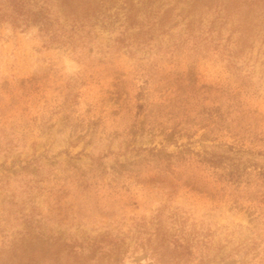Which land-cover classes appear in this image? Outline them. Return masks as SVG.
<instances>
[{
  "label": "rangeland",
  "instance_id": "374dc122",
  "mask_svg": "<svg viewBox=\"0 0 264 264\" xmlns=\"http://www.w3.org/2000/svg\"><path fill=\"white\" fill-rule=\"evenodd\" d=\"M59 5L0 23V264H264V0Z\"/></svg>",
  "mask_w": 264,
  "mask_h": 264
},
{
  "label": "trees",
  "instance_id": "16d2710c",
  "mask_svg": "<svg viewBox=\"0 0 264 264\" xmlns=\"http://www.w3.org/2000/svg\"><path fill=\"white\" fill-rule=\"evenodd\" d=\"M56 3L60 4V7L63 6L62 14H65L66 18H69L66 11L72 5L87 7L85 5L86 0H32V15H29L26 11L27 3L25 0H0V23L7 22L11 29H18L20 25L26 28L29 24H32V27L38 29V32L46 39L47 43L70 44L71 36L64 39L66 35L64 27L60 26L59 18L52 12L51 7ZM72 12H76V9ZM52 16L55 18H52ZM75 17L77 15L74 16V19L78 21ZM81 21H84V19ZM73 26L75 27L74 24Z\"/></svg>",
  "mask_w": 264,
  "mask_h": 264
}]
</instances>
